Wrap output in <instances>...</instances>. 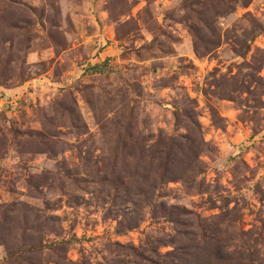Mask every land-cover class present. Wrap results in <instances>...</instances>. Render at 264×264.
<instances>
[{"label":"rangeland","instance_id":"obj_1","mask_svg":"<svg viewBox=\"0 0 264 264\" xmlns=\"http://www.w3.org/2000/svg\"><path fill=\"white\" fill-rule=\"evenodd\" d=\"M204 247L264 264V0H0V264Z\"/></svg>","mask_w":264,"mask_h":264},{"label":"trees","instance_id":"obj_2","mask_svg":"<svg viewBox=\"0 0 264 264\" xmlns=\"http://www.w3.org/2000/svg\"><path fill=\"white\" fill-rule=\"evenodd\" d=\"M204 249H205V253H207L208 255L207 260L210 261L209 264H233L232 263L233 258L230 255L222 254L220 251L214 252L210 247L209 248L204 247ZM188 254L192 255L194 254V252H189Z\"/></svg>","mask_w":264,"mask_h":264}]
</instances>
